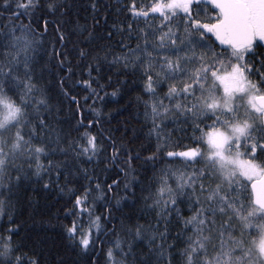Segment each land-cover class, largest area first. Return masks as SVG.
<instances>
[{
    "label": "snow or ice",
    "instance_id": "snow-or-ice-1",
    "mask_svg": "<svg viewBox=\"0 0 264 264\" xmlns=\"http://www.w3.org/2000/svg\"><path fill=\"white\" fill-rule=\"evenodd\" d=\"M0 264H264V0H0Z\"/></svg>",
    "mask_w": 264,
    "mask_h": 264
},
{
    "label": "trees",
    "instance_id": "trees-1",
    "mask_svg": "<svg viewBox=\"0 0 264 264\" xmlns=\"http://www.w3.org/2000/svg\"><path fill=\"white\" fill-rule=\"evenodd\" d=\"M81 95H83V93H81ZM89 105L92 104V101L88 102ZM72 109H75V105L73 104ZM85 107L87 108V105H85ZM93 107L96 108H101L103 110V113L107 114L109 111H111L113 108L117 107V105L115 103H110V102H105L103 105H101V103L99 101H97ZM65 108H68L67 103H65ZM79 114H76V118H78ZM85 115L91 119L94 116V113H89V112H85ZM67 118L68 119H72L73 118V113L72 112H68L67 113ZM73 122H75L73 120ZM85 123H87V120H85ZM105 127H108L107 124H105ZM139 127V126H137ZM179 150V149H177ZM41 209H37V214L32 216L31 218H29V216L27 214H25L24 216L20 217L21 220L24 221V228H22V231H24L25 229L28 230L32 235L34 239H43V238H52L55 236V233L50 232V231H44V228L47 227V225H41V220L44 219L45 217H42L40 214ZM5 219H7L5 217ZM71 258L74 257H70Z\"/></svg>",
    "mask_w": 264,
    "mask_h": 264
}]
</instances>
